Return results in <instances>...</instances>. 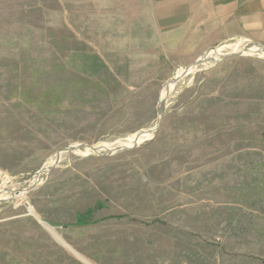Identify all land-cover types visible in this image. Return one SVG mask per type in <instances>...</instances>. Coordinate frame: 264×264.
I'll return each mask as SVG.
<instances>
[{"label": "rangeland", "instance_id": "rangeland-1", "mask_svg": "<svg viewBox=\"0 0 264 264\" xmlns=\"http://www.w3.org/2000/svg\"><path fill=\"white\" fill-rule=\"evenodd\" d=\"M184 1L0 0V264L264 262V52Z\"/></svg>", "mask_w": 264, "mask_h": 264}, {"label": "crops", "instance_id": "crops-1", "mask_svg": "<svg viewBox=\"0 0 264 264\" xmlns=\"http://www.w3.org/2000/svg\"><path fill=\"white\" fill-rule=\"evenodd\" d=\"M183 3L186 9L183 20L189 29L194 23L193 17L201 15L202 28L198 29L205 42L201 46L218 49L226 42L243 38L264 46V0H185ZM242 256L264 264L256 257Z\"/></svg>", "mask_w": 264, "mask_h": 264}, {"label": "bare ground", "instance_id": "bare-ground-1", "mask_svg": "<svg viewBox=\"0 0 264 264\" xmlns=\"http://www.w3.org/2000/svg\"><path fill=\"white\" fill-rule=\"evenodd\" d=\"M247 44H252L255 46V48H257L258 50H261L264 52V48L259 46L258 44H255L253 43L252 41L248 40V39H238L237 41H235L234 43H231V44H228V45H225L224 47L222 46V48L216 50L215 52L209 54L207 56V58H212V57H217V56H222L224 54H231L233 53L236 48L238 46H241V45H247ZM200 60H196L192 65L190 66H187L185 67L184 69L180 70V72L169 82V84L166 85L165 89H164V94L162 96V99H161V103L163 105L164 103V100H165V97L166 95L172 90V88L178 83L179 79L181 76H185L190 70L192 67H194L196 64L199 63ZM160 117V116H159Z\"/></svg>", "mask_w": 264, "mask_h": 264}, {"label": "trees", "instance_id": "trees-1", "mask_svg": "<svg viewBox=\"0 0 264 264\" xmlns=\"http://www.w3.org/2000/svg\"><path fill=\"white\" fill-rule=\"evenodd\" d=\"M92 218L91 213H79L76 216V222L75 224L78 226H84L87 220Z\"/></svg>", "mask_w": 264, "mask_h": 264}, {"label": "water", "instance_id": "water-1", "mask_svg": "<svg viewBox=\"0 0 264 264\" xmlns=\"http://www.w3.org/2000/svg\"><path fill=\"white\" fill-rule=\"evenodd\" d=\"M196 66H197V65H196ZM192 68H194V67H192ZM192 68H191V69H192ZM182 77H183V76H181L180 79H181ZM180 79H179V80H180ZM168 95H169V94H168ZM168 95H167V97H168ZM167 97H166V99H167ZM166 99H165V101H166ZM165 101H164V103H165Z\"/></svg>", "mask_w": 264, "mask_h": 264}]
</instances>
